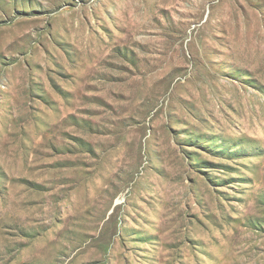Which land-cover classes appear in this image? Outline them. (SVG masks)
<instances>
[{
    "label": "rangeland",
    "instance_id": "rangeland-1",
    "mask_svg": "<svg viewBox=\"0 0 264 264\" xmlns=\"http://www.w3.org/2000/svg\"><path fill=\"white\" fill-rule=\"evenodd\" d=\"M0 264H264V0H0Z\"/></svg>",
    "mask_w": 264,
    "mask_h": 264
}]
</instances>
